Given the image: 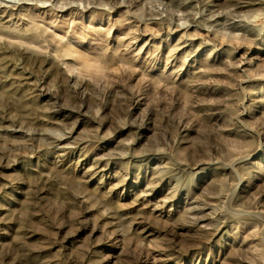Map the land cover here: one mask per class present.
<instances>
[{"label":"rangeland","instance_id":"obj_1","mask_svg":"<svg viewBox=\"0 0 264 264\" xmlns=\"http://www.w3.org/2000/svg\"><path fill=\"white\" fill-rule=\"evenodd\" d=\"M0 264H264V0H0Z\"/></svg>","mask_w":264,"mask_h":264}]
</instances>
